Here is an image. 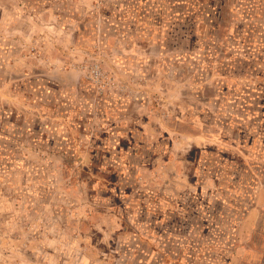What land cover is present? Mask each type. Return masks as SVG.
I'll return each instance as SVG.
<instances>
[{"label":"rangeland","instance_id":"374dc122","mask_svg":"<svg viewBox=\"0 0 264 264\" xmlns=\"http://www.w3.org/2000/svg\"><path fill=\"white\" fill-rule=\"evenodd\" d=\"M262 171L264 0H0V264H264Z\"/></svg>","mask_w":264,"mask_h":264},{"label":"crops","instance_id":"0c3cea01","mask_svg":"<svg viewBox=\"0 0 264 264\" xmlns=\"http://www.w3.org/2000/svg\"><path fill=\"white\" fill-rule=\"evenodd\" d=\"M136 10L137 11L140 10V7H138ZM215 16H218V13L215 14ZM43 89H46V86H44ZM173 149L175 150V146ZM263 173L264 171H262V174ZM263 211H264V183H262L258 187L257 191L255 192V195L253 196L251 206L246 210L244 217L242 218V220L240 221V223L238 224L236 228L237 237L241 238V240H238V241L240 242L247 241L250 237L253 236V234L260 227L259 220H260V217ZM239 252H240V249L236 251V253H239ZM238 260L240 261V259Z\"/></svg>","mask_w":264,"mask_h":264}]
</instances>
